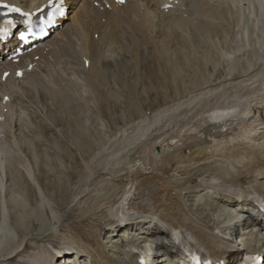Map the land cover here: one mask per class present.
Segmentation results:
<instances>
[{
	"label": "bare ground",
	"instance_id": "6f19581e",
	"mask_svg": "<svg viewBox=\"0 0 264 264\" xmlns=\"http://www.w3.org/2000/svg\"><path fill=\"white\" fill-rule=\"evenodd\" d=\"M0 1H7L26 8H33L36 5L42 4L45 0ZM153 1L154 0H137V2L130 7L118 11L115 15L116 20L114 22L107 20L104 23L98 20V12L91 10L87 4H82L77 8L76 5L72 3L71 14L68 18L69 22L65 27L63 26L64 28L57 36L52 37L48 41L51 42L57 39L56 44L50 49V52L47 55H43L38 61V70L29 75L26 80L18 81L17 83L21 86L16 84V80L11 78H8L5 83L0 82V114L2 113L0 116H2L3 113L5 114V112H10L12 109H15L14 112L18 110L22 113V108L25 107L22 99L24 96L30 94H37L40 100H45L44 103L47 104L48 101L51 102L52 100L51 105L54 106L57 114H59L60 109H62L60 108L62 105L57 103L58 101L56 98H63L62 101H60L67 106V109H65V113L67 112L66 115H68V113L70 115L75 111L74 103L76 98L73 99L75 94L73 92L68 95V93L71 92L67 90L68 88L66 89L68 92L59 90L64 89L61 87H66L70 83V80L67 82V77L65 78L63 75H59L60 77L58 76L57 78L54 76L57 71L65 73L66 71L64 69L66 67V69H70L73 74L83 75L85 79H82L85 80L88 88L90 86V89L95 91L96 94H98V92L100 93L96 96L99 101V107L104 111L105 115H109L111 118V114L109 113L111 110L110 105L106 104V102L109 101L107 98L108 95L106 96L104 91L106 87L105 89L103 87L109 84V82L114 83L118 81L121 83V77L127 76V74L131 72L129 71V63L131 61L138 63L142 56H146V58L149 56L150 61H148L151 62V65L152 63L154 65L155 62L161 63L159 66L162 67L163 74L169 73V78L176 84H180L181 89L179 92L177 90L174 92L179 98L181 92L187 95V93L192 94L189 92L199 91V89L201 90L202 88L206 89V87H209L208 85L211 84V80L214 79L213 75L216 69L213 70L214 73L210 71L211 66L200 57L201 48L205 47L204 43L208 45L206 53L213 56L218 66L221 64L220 61H222L223 56H225V52L228 48L227 46H230L228 45V40L232 37V34L236 35L233 26L237 23V19L235 18L236 15H239L236 3H240L242 0H185V5L189 9L188 18H175L174 20H170L167 15L154 11L151 7ZM245 1L252 5L253 0ZM255 2L259 10H254L251 7L248 11L253 13L257 12L260 17L264 15V3L262 0H256ZM140 9L144 12L141 16L139 15ZM96 37L97 41H95ZM75 39L80 41L78 48L73 44ZM169 39L171 41H169ZM171 43H173V46H171ZM40 52L41 49L31 54L29 57L38 55ZM202 53H205V51ZM83 57L92 61V67L88 70L84 68L82 62ZM8 66V64H4L0 68V74L3 70L8 69ZM109 66L111 68L110 73H112L111 80H109ZM232 73L233 72H231V74ZM236 74L233 73L231 76L236 77ZM43 76L46 80L43 79ZM69 77L71 78V76ZM61 80L65 81L64 85L59 82ZM49 82L50 84H54L55 82L59 83V88H57L58 90L56 89L58 95L52 91L55 89L53 85H51V90L49 89L48 93L45 91ZM73 82L71 83H76ZM117 84H115V86ZM71 90L73 91V89ZM215 90L213 89V91ZM221 90H223V88ZM4 96H8L9 99L5 104H2L1 101ZM219 96L220 95H218L217 98H219ZM232 98H234L232 103L227 105L224 103L226 99ZM223 99L216 102L214 105L196 110L195 113L186 118L187 120L185 119L186 121L181 120L176 133L171 134L170 138H172V140L166 143V146L162 148L155 146L156 153H154L156 154V159L153 160V169L165 172L171 168L173 163L182 164L184 161L187 167L194 170V168L197 167L196 162H199L198 166L203 164L202 162L206 161L207 158L205 156L207 155L209 156L208 158L216 156V158L219 157V159L216 160L215 163L211 162L208 168L204 170L201 169L190 172L185 181L188 185H186L185 182H178V185H176V183L173 182V184L166 178L168 176L166 173L164 174L166 175L165 177L157 173H147L143 171L148 157L146 158L142 151L140 153V151H138L139 149L134 146L132 150L127 151V154L129 152H131V154L134 152L133 157L135 162H132V164L127 166L128 169L125 170L127 171L126 176L130 187H128V190L124 193L125 186L123 185L121 199L126 201L125 203L127 206H122V208L127 211L128 216H119V214L115 213L117 211H113L116 209L113 207L116 203V191L112 194L103 196L97 201V203H102V205L112 204L111 206L109 205L110 207H104L109 214L108 227L112 228V226H114V230L119 232L123 226H133L134 224L137 226L141 224L140 222L146 223L148 220V226H140L141 228L149 229V231H144V233H152L155 227L159 237L161 234H169V230H178L186 243H190L197 247L203 245H216L225 249L224 254L229 253L228 255L235 253L239 249H250L264 254L263 225L259 226L258 221H251L248 225L245 224L244 226L237 224L241 221L245 222L241 220V218L244 211L249 209L246 207V205H250L248 201L249 197L260 196L264 198V145H262L264 144V131H259V129H262L261 126H263L264 130V69L256 72L254 76L252 75V77L244 80V82H239L237 86L230 89L225 94ZM54 100L55 102H53ZM94 102H96V100ZM79 104H81V101ZM78 106L79 105H77V107ZM124 108L130 116L135 114L139 118L145 117V113H143L142 110L133 108V102L131 100L125 104ZM50 112L52 113V111ZM183 112L184 111L181 113ZM78 113H81V108H79ZM6 115L4 117H6ZM61 115H59L60 118L50 119L52 120H49L51 124L57 123L56 125H58ZM71 115L70 117H73ZM74 115L77 116L76 114ZM9 116H11V114ZM51 116L54 118L53 115ZM197 116H200V118H197ZM35 118L38 117L36 116ZM40 118H42V116ZM40 118H38L37 121L39 125L36 124V126H39L41 132L46 133V129H54V125L51 128V124L41 123ZM77 118L78 117L72 119L74 120L72 127L75 130L70 128V130L72 129L73 135V137H71L74 145L77 147L79 145L81 147L84 152V156L82 157L86 159L91 152L99 148L102 141L99 140L101 137H97L99 134L96 128L86 125L85 122H83V118H79V120H77ZM75 120L79 122L77 125ZM8 121L12 128L14 127L13 124H16L17 119L13 115L9 117ZM19 121L20 120H18V123ZM188 123L191 124L188 125ZM1 125L2 122L0 121V126ZM17 126L19 127V124ZM116 128L118 127L114 129L116 130ZM76 129L81 131H77ZM2 130L4 131V129H0V138L3 136ZM209 140H215L216 144H222L219 150L215 149L217 154L212 152V154L209 155L210 149L207 145L210 142ZM50 143H46V147L49 149L51 159L46 161L42 160L43 162H41L43 164L40 168H37V170L34 169L36 165L33 164L34 161L30 160L32 156H30V153H25V155L20 158L18 162L16 161L17 163L8 170V162L6 165H3V162L0 165V261L8 262L14 260L15 257H19L21 251L29 247L27 244L28 239L42 236H37V234L33 235L36 230V225H38L34 218H36V220H41V218H37L29 212L31 210L27 209L24 202L25 199L23 200L22 194L20 196L19 194L22 191L20 186L24 187L21 179L23 178L24 180V177L27 179L25 173L30 175L29 165L31 163V166L33 165L32 169H34L33 173L35 174L36 184L40 187L43 185V183H41V175L45 174V172L48 173L51 168L55 167L56 163H54V159L59 155H63V150L58 145L59 142H57L56 145H54V142L53 144ZM156 143L157 141L153 143L152 147ZM185 151H188V154L192 153L191 156L186 157L187 153H185ZM200 158H203V160L201 161ZM13 163L15 162L13 161ZM178 171L180 172V170ZM92 173H94V171L92 172L91 168L88 167L87 177L82 184L83 191L92 179ZM16 174L19 176H16ZM71 175L74 176L77 175V173L71 171ZM197 177L200 181L194 187H191L189 184ZM27 184V189L35 194V186L30 184L29 181H27ZM48 185L52 186L51 183H47V186ZM52 188H54V186H52ZM61 188L62 187H60V189ZM194 188L198 189V191L205 190L206 192H209L210 189L211 193V199L208 200V196L203 202H200L199 206L201 207H199L196 213L191 212L184 204L185 202H182L183 193L186 190ZM129 192L130 194L125 198V195ZM65 193L66 191L62 188V193L58 194L60 200L56 207L59 211L66 208L68 203H70V196L68 195L66 198ZM42 201L44 200L41 199L37 205L40 212L43 211ZM15 204H21V206L18 207L19 211ZM99 207L97 206V208ZM49 209L48 216L44 219L45 222L41 221V227L43 228L42 230L50 231V233L55 235V225L58 223L63 226L65 218L62 217L61 212L57 213L58 210L54 211L51 207ZM25 210H28V213ZM246 214H248V212ZM247 219H251V217L249 216ZM84 220L85 219H79L74 225H69L71 227L70 230L75 233L81 232L83 227L81 224ZM235 226H237L239 230L241 229L240 227H242V232L237 231V235L242 238L240 245L210 235V232L216 230V228L229 230ZM84 231L85 232L81 233L80 239H71L72 236L70 232L68 238L66 237L68 241H65L62 246H52V251L40 249L37 251L39 254L32 257L28 263L61 264L60 260H64L66 258L65 253H67V263L69 264H79L74 258H83V264H122L121 258L119 255L117 256V253H119L117 250H114V253L110 255L104 252L105 245L99 242L98 239H95V237H98V227L94 230L92 229L93 232H88L87 229ZM118 232L117 234H119ZM148 240L149 239L144 235L137 234L134 239L127 240L126 246L131 247L132 245L130 246L129 244H134L139 246L138 248L140 250L146 252L148 249V244H146ZM66 242L68 243L66 244ZM92 242L97 244L96 248L92 246ZM160 245L162 246V252L153 253L149 259L152 264H161L163 262V264H180L179 260H176L177 254L179 256L180 254L169 239H166L164 244L160 243ZM130 251L129 249L127 252L124 248L123 254L127 257L129 264H136V256ZM36 253L34 252L35 255ZM85 258H90V260L87 262ZM69 259L70 261L72 259V262H69ZM21 261L25 264L26 260L22 259Z\"/></svg>",
	"mask_w": 264,
	"mask_h": 264
},
{
	"label": "rangeland",
	"instance_id": "374dc122",
	"mask_svg": "<svg viewBox=\"0 0 264 264\" xmlns=\"http://www.w3.org/2000/svg\"><path fill=\"white\" fill-rule=\"evenodd\" d=\"M236 4L238 6L237 11L239 15L238 14L236 15L235 18L237 19V23L234 24L233 26H234V32L237 36L232 34V37L228 40L229 44L228 43L227 44L230 46H227L228 47L226 51L227 53L225 52V56H223L222 61H220L221 64H219L218 66L217 63H215L213 56L209 53H206V51L208 50V45H205L204 43L205 47L201 48V53L203 51H205V53H202V55L200 53V57L203 58V61H207V64L211 66V69H210L211 72L214 73L213 70L216 69V72L213 75L214 79L211 80V84H209L208 85L209 87H206V89L202 88L201 90L199 89V91L198 90L192 91V92H189L192 94L187 93V95H184V92H181L180 98H179V96L174 94V92L176 90L179 92V90L181 89L180 84L179 83L176 84L175 82H173L169 78L170 77L169 73L163 74L164 72L162 70V67L159 66L161 63L159 64V62H155L154 65L153 63L151 65V62H149L150 61L149 56H147L148 58H146V56L144 57L142 56V58L138 61V63L134 61H131L129 63V71L131 72L130 74L128 73L127 76L121 77V83L118 81H115L114 82L115 84L118 83L115 86L114 83L108 81L110 85L106 84L103 87L104 89L106 87L104 91H105V95L106 96L108 95L107 98L109 100L108 102H106V104L110 105L111 112L109 111V113L111 114L112 119L109 117V115H105L104 111L99 107V101L96 96L99 95L100 93L98 92V94H96L95 91L90 89V86L88 88V85L86 84L85 80H83L85 79L83 78V75L77 74L78 75L77 76L76 74H73L70 69L67 70L66 67L64 69L66 71V72L64 71L65 73L63 72L61 73L60 71H57L55 73L56 75L54 74V76H56L57 78L59 75L60 76L63 75L65 78L67 77L66 78L67 82L70 80L69 81L70 83L68 84L69 86L66 83L67 85L66 87H63V86L61 87V88H64L65 90L64 89H59V90L66 91V92L71 91L68 93V95L74 92L75 97H73V99L76 98L75 103H74L75 111L71 113L72 115L70 114L73 117H70L69 113L68 115H66L67 112L65 113L66 111L65 109H67V106H65L66 104L64 105V103L61 102L63 98L62 99L56 98L58 101L56 102L59 105H62L60 106V108L63 109V110L60 109L59 114H57L54 106L51 105L52 100L51 102L48 101V104H49L48 105L47 103H44L45 100L41 101L40 97L37 94H32V95L30 94V95L23 97L22 102L24 103L25 107L22 108V113H20V111L18 110L14 112L15 109H12L10 110V112L9 111L7 113L5 112V114L3 113V115L0 116L2 117L0 120H4V121H1L2 127L0 126L1 127L0 129L2 128L4 129V131L2 130L4 138L3 136L0 138V142L1 143L3 142L2 144L0 143V165L2 162H3V165H6L8 162L9 167H7V170L10 167L14 166V164H16L20 160V158H22L25 155V153H30V156L32 155L30 160L34 161L33 164H36L34 169L37 170V168H40V166H42L43 164L42 160L46 161V160L51 159L49 155L50 153L49 149L46 147L47 146L46 143H50V142H52L50 144H53L54 142L55 143L54 145H56V143L59 142L58 145L63 150V155L65 156V157L63 155L57 156L58 158L56 157L54 159L55 160L54 163H56V166L51 168L48 171V173L45 172V174L41 175V183H43V185H41L42 187L41 186L39 187L36 184L35 174L33 173L34 169H32L33 165L31 166L32 163L29 165L30 175L25 173V176L27 177L28 180L25 177H24V180L23 178L21 179L23 181L24 187L20 186L22 188V191L20 192L19 196L22 194L21 196H23L22 197L23 200L25 199L24 202L26 204L27 209L31 210L29 212L33 216H36L37 218L38 217L41 218V220L39 219L36 220V218H34L38 225H36V230L33 233V235L37 234V236H40V235L42 236L36 237V238L32 237L31 239H28L27 244L29 245V247L21 251V254L19 255V257L17 256L14 258V260L8 261V262L0 261V264H21V263L23 264V262L21 261L22 259L26 260L25 264H29L28 263L30 262L29 260L32 257L37 256L39 254V252L37 251H39L40 249H47V250L52 251L53 249L52 246L58 247V246L64 245V242L68 241L67 238L70 232L72 236L71 239H78V238L80 239L81 233L85 232L84 230L86 229L89 232V231H92V229L94 230L96 227H98L99 232H104L102 231V227L108 226L107 224L109 223L108 221L109 214L106 208L104 207L105 206L110 207L112 204L102 205V203L101 204L97 203V201H99L103 196L112 194L114 191H116L117 196H116V203L113 206L116 209L113 211H117L115 213L119 214V216L123 215L127 217L128 216L127 211L124 208H122V206L123 207L127 206L125 203L126 201L121 200V199H122L123 187L125 186L124 193L128 190V187H130L129 182L127 180V176H126L127 171L125 170L128 169L127 166L132 164V162L133 163L135 162V159L133 157L134 152L132 154L131 152L127 154V151L132 150L134 146L137 149H139L138 151H140V153L142 151L143 155H145L146 158L148 157L146 159V165L143 171H146L147 173L149 172L157 173L165 177L166 175L164 174L166 173L168 174L166 178H168L172 183L173 182L176 183V185H178V182L184 183L186 181V177L190 174V172H194L196 170H201V169L204 170L205 168H208V165L211 162L215 163V161L219 159V157L216 158V156L208 158L209 156L207 155L205 156L207 158L206 161L202 162L203 164L204 163L205 164L204 165L200 164L198 166L199 162H196L197 167L195 166L196 168H194V170H192L190 167H187V164L184 163V161L182 162V164L173 163L170 168L171 170L169 169L165 172L153 169L154 168L153 160L156 159L155 158L156 157L155 146H158L159 148L166 146V143L172 140V138H170L171 134L176 133V130L178 129L177 127H179V124H180L179 122H181V120H185L186 118L191 116L193 113H195L196 110L198 109H203V108H206V106L208 107L209 105L216 104V102H219L225 97V94L230 89L237 86L239 82L241 81L244 82V80L252 77V75L254 76L256 72H259L264 69V23H263L264 15H261L259 17L257 12L253 13V12L248 11V9H250L251 7L254 10H259V7L256 2L252 1V5L249 4L245 7H242L245 5V0L240 3L237 2ZM169 41L171 40L169 39ZM73 44L78 48L80 41H78V39H75ZM172 44L173 43H171V46H173ZM204 55L207 58H205ZM134 64H137L138 66ZM110 69L111 68L109 66V70H108L109 75H110L109 80H111V76H112V73H110L111 72ZM51 71H55V70H51ZM231 72L235 74L237 73L236 77L234 76L232 77L231 75L233 73L231 74ZM69 76H71V78ZM228 77L230 78V80L232 79L233 80L230 81ZM43 79L46 80L45 77ZM73 81L76 83H74ZM17 82L18 81H16V84L21 86ZM59 82L62 85L65 84V81L63 80ZM71 82H73L76 85L72 84ZM54 84H50L49 82V85L47 86V88H45V91L48 93L49 89L51 90V85H53L55 89L52 91H54L55 94L58 95V92L56 91L58 90L57 88H59V83L55 82ZM224 86H226L227 88ZM218 87L219 88L222 87L223 90H221L222 88H220L221 90L220 91ZM228 87L229 88L231 87V88L229 89ZM71 89H73V91ZM213 89L214 90L216 89V90L213 91ZM218 95H220L219 98H217ZM55 100L53 102H55ZM95 100L96 102H94ZM129 100L133 102L134 109L142 110L143 113H145L144 115L145 117L139 118L135 114H132V116L127 114V110L124 107H125V104ZM78 101L79 103L81 101V104L82 105L85 104V105L82 106L81 104L78 103ZM233 101H234V98L226 99L224 103L227 105V104L232 103ZM77 105L79 106L77 107ZM52 107H53V110H52ZM79 108H81L80 114L78 113ZM49 110L52 111V113ZM182 111L184 112L181 113ZM11 112L13 113L14 117H16L17 119L16 124L17 125L19 124V127L16 124H13L14 127L11 128V126L9 125L8 119L9 117L13 116ZM10 114L11 116H9ZM74 114H76L77 116H75ZM81 114L83 117L81 116ZM5 115L6 117H4ZM51 115H53L54 118H52ZM59 115H61V119H60L61 122L59 121L60 125L59 124L56 125L57 123L51 124L50 121L52 120L50 119L60 118ZM36 116L38 118L42 116V118H40V122L44 124L47 123L48 125L51 124L52 125L51 128L54 125L53 127L54 129L53 130L46 129L47 130L46 133L41 132V129L39 128V126H36V124L39 125V123H37L38 118H35ZM76 117H78L77 120H79V118H83L84 119L83 122H85L86 125H89L92 128L93 127L96 128L99 134L97 135V137L98 136L101 137L99 138V140L102 141V144L99 146V148H97L94 152H91V154L88 156V158L86 157V159L82 157L84 156V152L81 149V147L79 145L78 147L74 145L73 139H72L73 137L72 129L75 130L72 127V124H74L73 123L74 120L72 119H76ZM197 118H200V116H197ZM128 119H129V122H128ZM18 120H20L19 123H18ZM75 122H76V125L79 123L76 120ZM190 124L191 123H188V125ZM21 127L23 128V130ZM115 127H118V128H116L115 130L114 129ZM70 128L72 129L70 130ZM261 128L262 129L261 130L259 129V131H264L263 126H261ZM77 131H81V130H77ZM156 133H158L160 136ZM155 141H157L156 143L157 145L155 144L152 147ZM73 145H74V148H73ZM137 145L139 148L137 147ZM207 145L209 146V149H210L209 155L212 154V152L217 154L216 150H219L222 147V144L221 145L216 144L215 140H211ZM185 153H187L186 157L191 156L192 154V153L188 154V151H185ZM200 160L202 161L203 158H200ZM13 161L15 163H13ZM9 162H11L12 164ZM88 167H90L92 172L94 171V173H92L93 174L92 179L90 180V182L84 188V191H83L82 184L84 183L87 177ZM177 169L180 170V172ZM71 171H74L75 173H77V175H74V176L71 175ZM16 176H19V175L16 174ZM27 181H29L30 184L35 186V194L33 192H30L27 189L28 187ZM199 181L200 179L198 180V177H197L193 180L194 183L191 182L192 184L190 183L189 185L191 187H194ZM47 183L48 184L51 183L52 186H54V188H52V186H49V185L47 186ZM185 184L188 185V183L186 182ZM60 187L64 188V190L66 191L65 193L66 198L68 195L70 196L69 197L70 203H68L67 207L63 209L64 211L63 210L59 211L56 207L60 200V197L58 196V194L62 193V188L60 189ZM129 194L130 192L127 195H125V198ZM183 194L184 195H183L182 202L183 203L185 202L184 204L186 206L188 205V203L193 205L195 202L192 208L187 206L190 209V211L193 213L198 212L199 207H201L199 206L200 202H203L208 196L209 197L207 199L208 200L211 199L210 189H209V192H206L205 190L198 191V189L194 188V189L186 190ZM192 197H195L196 200ZM40 198L44 200L42 201L43 202V205H42L43 209L41 208L43 210L42 212H40L39 208L37 207L39 201L41 200ZM187 198H190V201H188ZM15 205L17 209L19 206H21V204H15ZM97 206L98 207L100 206V207L97 208ZM50 207L54 211L58 210L57 213L61 212L62 217L65 218L63 221L64 222L63 226L59 225L58 223L55 225L56 226L55 235L53 233H50V231L42 230L43 228L41 227L42 222H45L44 219L47 218L48 216ZM28 210H25V211L27 212ZM79 219L80 220L85 219L83 223L81 224L83 226L82 227L83 230L81 229V232L75 233L70 230L71 227L69 225H74V223L79 221ZM103 236L101 237V241L103 244H106L107 243L106 238ZM107 236H110V234H108ZM95 239L97 240L96 237ZM67 243L68 242H66V244ZM92 243H93L92 246L93 247L95 246L94 248H96L97 244H95L94 242ZM106 246L111 250H107L105 248L104 252L112 255V253H114V250L119 251L120 244L119 243L115 245L106 244ZM34 252L35 253L37 252L36 255L34 254Z\"/></svg>",
	"mask_w": 264,
	"mask_h": 264
},
{
	"label": "snow or ice",
	"instance_id": "6c2138e0",
	"mask_svg": "<svg viewBox=\"0 0 264 264\" xmlns=\"http://www.w3.org/2000/svg\"><path fill=\"white\" fill-rule=\"evenodd\" d=\"M119 2H123V0H119ZM4 7H8V5H3ZM57 10H60L59 9V6H57ZM10 11H20L19 9H17V8H11L10 9ZM54 19V14H50L49 15V18H48V22L49 23H51L52 22V20ZM10 23V22H9ZM24 37L23 36H21V39H23Z\"/></svg>",
	"mask_w": 264,
	"mask_h": 264
}]
</instances>
